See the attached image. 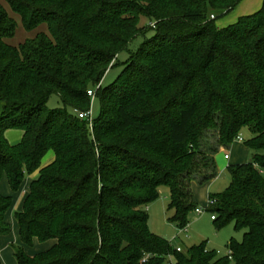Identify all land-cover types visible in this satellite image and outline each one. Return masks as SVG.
<instances>
[{
	"label": "trees",
	"instance_id": "1",
	"mask_svg": "<svg viewBox=\"0 0 264 264\" xmlns=\"http://www.w3.org/2000/svg\"><path fill=\"white\" fill-rule=\"evenodd\" d=\"M3 2L28 32L47 25L50 36L9 45L17 24ZM242 2L0 0V180L16 193L39 172L16 214L18 264H264V6L227 28L212 19ZM151 30L103 89L118 55ZM95 89L102 106L91 126L78 113H90ZM53 95L63 109H48ZM246 129L253 160L228 166L231 183L209 209L243 241L229 243L232 259L205 243L178 252L152 233L148 207L167 187L170 222L186 229L198 209L193 183L218 177L216 157ZM10 130L24 134L17 145ZM12 203L0 195V237L11 234ZM35 241L55 244L31 256Z\"/></svg>",
	"mask_w": 264,
	"mask_h": 264
},
{
	"label": "rangeland",
	"instance_id": "2",
	"mask_svg": "<svg viewBox=\"0 0 264 264\" xmlns=\"http://www.w3.org/2000/svg\"><path fill=\"white\" fill-rule=\"evenodd\" d=\"M2 5L7 10L10 18L17 24L15 36L7 41L9 45L20 47L28 39H35L40 34L50 36L47 25H42L35 31L28 32L24 27L21 17L14 13L6 3L3 2ZM263 6L264 0H243L236 10L229 15L221 16L217 14L215 24L218 28H227L244 16L254 15L260 12ZM146 26H150V21L143 19L141 27ZM154 36L155 31L151 30L144 35L139 34L129 43L127 48L118 55L114 66L105 76L101 84L103 89L114 84L118 80L132 56L137 55L143 46L150 42ZM94 91L95 97L92 99L90 110L93 120L100 115L102 106L100 98L96 95L97 89ZM47 107L51 111L63 109L61 100L57 95H53L50 98ZM241 137L243 142L236 140L230 150H224V153L218 155V177L216 179L203 185H199L198 182H196V184L193 183V190L198 208L203 212L198 214L196 211H193L189 214L188 233H182L175 224L170 222L173 215V212L169 210L170 192L167 187H162L160 189L159 199L148 207L149 227L153 234L170 241L174 249L179 247L183 248L185 253L187 249L194 246H201L205 243L207 250L216 252L218 257L229 255L228 245L232 240L239 243L243 241L244 231L237 230L235 222H230L219 229L212 220L214 213L209 210L211 207L210 196L225 192L231 183V175L227 170L228 166L248 164L253 160L255 152L247 146V141L250 139L249 130H244ZM6 138L12 145H17L23 138V132L10 130L6 133ZM226 154L230 156L229 161L225 160ZM54 158V152H48L43 158L41 166L43 167L50 164ZM38 174L39 172L37 171L32 175H26L21 189L16 193L12 191L6 176L0 180V195L11 197L13 199L12 206L6 214V223L11 228V234L7 237H0L1 264H18L15 258L14 247H24V245L20 236L16 214L23 210V204L28 192L29 184L32 180L38 177ZM54 244L55 241H48L45 243L35 241L33 246L27 248L26 251L29 255L34 256L47 250ZM172 262L173 264H177L176 258H172Z\"/></svg>",
	"mask_w": 264,
	"mask_h": 264
},
{
	"label": "built area",
	"instance_id": "3",
	"mask_svg": "<svg viewBox=\"0 0 264 264\" xmlns=\"http://www.w3.org/2000/svg\"><path fill=\"white\" fill-rule=\"evenodd\" d=\"M212 19H215V16H212ZM89 95L92 97V98H94V96H95V94H94V92H92V91H89ZM78 116H79V118L80 119H82V120H88L90 123H91V126H92V123H93V119H92V115H91V113H78ZM239 142H243V139H242V137L240 136V137H238V139H237ZM230 159V156L228 155V154H226L225 155V160H229ZM213 204H215L214 202H211V205H213ZM196 212L198 213V214H201L203 211L201 210V209H197L196 210ZM215 219V217L213 216L212 217V220H214ZM188 229H189V226L186 228V229H184V230H181V232L182 233H188ZM177 251L178 252H182V248L181 247H179V248H177ZM231 259H232V252H230L229 251V255H228ZM170 261H169V264H173V262H172V258H170L169 259Z\"/></svg>",
	"mask_w": 264,
	"mask_h": 264
},
{
	"label": "crops",
	"instance_id": "4",
	"mask_svg": "<svg viewBox=\"0 0 264 264\" xmlns=\"http://www.w3.org/2000/svg\"><path fill=\"white\" fill-rule=\"evenodd\" d=\"M23 135H24V134H23ZM14 145H16V144H14ZM221 153H224V151H221ZM221 153H220V154H221ZM217 157H218V156H217ZM217 157H216V163H217ZM54 160H55V158H54ZM54 160H53V161H54ZM229 160H230V159H229ZM229 160H228V161H229ZM53 161H52V162H53ZM52 162H51V163H52ZM51 163H50V164H51ZM47 165H49V164H47ZM47 165H46V166H47ZM46 166H43V167H46ZM212 181H213V180H212ZM210 182H211V181H210ZM194 184H196V183H194ZM194 184H193V185H194ZM199 185H200V184H199ZM192 188H193V187H192ZM193 193H194V190H193ZM26 195H27V194H26ZM194 196H195V193H194ZM195 200H196V197H195ZM196 202H197V201H196ZM50 248H51V247H50ZM50 248H48V249H50ZM48 249H47V250H48ZM47 250H44V251H47ZM44 251H43V252H44Z\"/></svg>",
	"mask_w": 264,
	"mask_h": 264
}]
</instances>
